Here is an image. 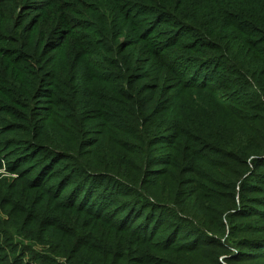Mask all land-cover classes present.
<instances>
[{"label":"trees","instance_id":"obj_1","mask_svg":"<svg viewBox=\"0 0 264 264\" xmlns=\"http://www.w3.org/2000/svg\"><path fill=\"white\" fill-rule=\"evenodd\" d=\"M7 160L0 264H261L264 0H0Z\"/></svg>","mask_w":264,"mask_h":264},{"label":"rangeland","instance_id":"obj_2","mask_svg":"<svg viewBox=\"0 0 264 264\" xmlns=\"http://www.w3.org/2000/svg\"><path fill=\"white\" fill-rule=\"evenodd\" d=\"M110 142V141H108ZM157 154L159 156V158H166V157H171V156H177L178 161H182V157L180 154L175 155V153L172 151L171 147H169L168 145H161L157 151ZM2 168H0V225H3V222H5V224H7L8 226L14 224V222H16V227H24V224L27 225L28 221H26V217L28 218V214L26 212V208L25 205H23V203L25 202V198H27L30 194H31V198L30 199V204H32L31 206H34L33 203L36 202V198L38 197V193L36 192H31L26 190L22 184L20 182H18V176L17 174L11 173L7 168L8 165V160L6 162L2 161ZM158 169H164L165 171H169L170 173H174V175H176V177L178 178L179 181H183V182H191L189 185H185L184 189V193L185 192H200L202 194L205 195H213L215 192L220 191L219 188L216 187V185L213 183V181L210 180H203L200 178L195 177L194 175L191 174H186V175H182L181 172H177L175 170H179L176 169L173 166H168V165H163L158 167ZM183 173V172H182ZM193 182V183H192ZM16 186V185H20L19 187V191L17 193V197L14 199L15 201V206H11L9 203H5V202H9V200L12 198L10 195H5V192L3 190L4 187H10V186ZM29 208V206H28ZM9 211L10 214H7V211ZM12 216V219L10 216ZM252 218V219H249ZM15 219V220H14ZM29 219V218H28ZM245 221L248 220H253L256 222V224L258 225H263L264 226V217H259L258 215H254L251 217H246L244 219ZM27 229V227H26ZM28 230V229H27ZM36 233L34 234V236H36L38 230L35 231ZM192 233L191 232H187L185 230V233H183L179 238L177 243H181V244H186L188 241V239L192 238L189 237ZM264 236V235H263ZM57 237V236H56ZM58 238V237H57ZM54 238L55 241H57L58 239ZM14 242L15 244L22 246V244H25L26 246H28V248H30L33 252L35 253H40L42 251V247L39 245V243L36 242H28L25 241L23 238L21 237H15L14 238ZM23 249V247H21L19 250ZM245 252H249V251H245ZM20 253V251H19ZM32 253L29 252L27 255H25V261L27 263H33L34 259L32 257ZM249 256H252L254 258H258L261 261V264H264V249L257 248L256 250H254L252 253L249 254Z\"/></svg>","mask_w":264,"mask_h":264}]
</instances>
